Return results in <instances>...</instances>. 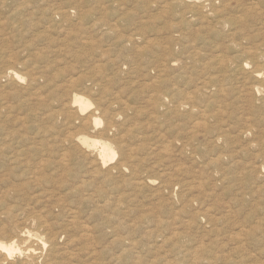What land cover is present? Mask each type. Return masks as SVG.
<instances>
[{"label": "rangeland", "instance_id": "1", "mask_svg": "<svg viewBox=\"0 0 264 264\" xmlns=\"http://www.w3.org/2000/svg\"><path fill=\"white\" fill-rule=\"evenodd\" d=\"M189 1L0 0V240L31 231L63 248L87 226L82 251L98 254L79 264H153L233 248L240 224L264 229V85L251 74L264 66V0L190 13ZM171 85L192 108L174 112ZM73 94L91 102L82 115ZM78 134L112 142L107 166L125 169L102 174ZM102 205L108 216L91 214ZM253 249L262 258L247 264H263Z\"/></svg>", "mask_w": 264, "mask_h": 264}, {"label": "bare ground", "instance_id": "2", "mask_svg": "<svg viewBox=\"0 0 264 264\" xmlns=\"http://www.w3.org/2000/svg\"><path fill=\"white\" fill-rule=\"evenodd\" d=\"M180 1L181 2H185L187 0H180ZM190 1H192V2H190ZM190 1H189L190 3H188V5H187V7L189 9V13H190V11H195V10H199V9L202 10L208 4L213 2V0H202L201 3H198L200 0H198V2H196L195 0H190ZM196 13H197V11H196ZM202 15H204V12H203ZM192 17H193V15H192ZM193 18H195V16ZM196 18H198V17H196ZM220 18H218L217 20H219ZM199 19H200V17H199ZM187 20L188 19H186V21ZM222 22H226V21L222 20ZM191 23H192V20H191ZM258 64H259V62H258ZM260 64H263V63H260ZM181 66H184V65H181ZM259 66L260 65H256L253 69H251V74H252L253 79L258 81L263 86L264 85V66H260V67ZM184 69H186V68H184ZM197 70H200V69H197ZM184 72L189 73V71L185 70V71H183V73L180 72L179 75L181 73L184 74ZM190 72H192V71H190ZM199 73H201V72H198L197 74H199ZM195 74H196V72H195ZM211 74H207V76L208 75L211 76ZM215 74H214V76H215ZM179 75H178V77H179ZM186 75H188V74H186ZM196 76L199 78L201 75H199V76L196 75ZM2 77L8 78L10 81L14 80L15 82L16 81L19 82V80L22 79V77L17 72H15V70L12 67L6 68L4 70V75ZM206 78L209 79V77H206ZM178 79L179 78H177V80ZM181 79H182V77H181ZM204 80H205V78H204ZM10 81L7 80V82H10ZM184 82H185V80H184ZM215 84H217V83H215ZM175 85L174 86L171 85L172 86L171 88L174 87L173 89H171V88L170 89H166V90H169L168 92H170L173 95V97L177 99V100L175 99L176 100V105L172 104V106H174L173 108H175L174 112H176V111L180 112L181 109H185L186 107H188L189 109L192 108L193 106L190 103V101H187L188 100L187 96H189L188 95L189 93L188 94L185 93L187 96L181 94V92L179 91L178 87H175ZM214 86L215 85H213L212 87H214ZM253 86L256 88L255 85H253ZM262 86H261V88H262ZM2 87H4V86H2ZM6 87H8V86H6ZM222 87H224V86L222 85L221 88ZM251 88H252V86H251ZM257 88H260V87H257ZM253 92H254V90H253ZM198 93H199V91H198ZM198 93H195V94H198ZM200 93H201V91H200ZM1 94L3 95V93H1ZM202 94H203V97H204V95L206 93L205 94L202 93ZM209 94H211V93L209 92ZM180 95H183V96H186V97H182L181 98ZM192 95L193 94L191 93L190 97ZM197 98H198V96H197ZM2 101H3V99H2ZM263 102H264V99H263ZM90 105H91V102L88 99H86L83 96H81V95L73 94L72 97H71L70 108L73 109L74 112H76L79 115L80 114L81 115L84 114V112L88 109V107ZM167 107L169 108V106H167ZM186 111H183V112H186ZM186 113L189 116L188 112H186ZM191 113H192V111H191ZM187 115H186V117H187ZM91 116L94 117V114L92 113ZM201 121L203 122V120H201ZM93 122L96 125V124L100 123V120L98 118H95L93 120ZM199 122H197V123H199ZM197 123H195V124H197ZM201 123H200V125H201ZM107 130H108V127L106 126L105 132ZM245 133H247V132L245 131ZM90 139L92 140L94 138L90 137ZM69 141H76V143H79L78 146L80 147L81 151L86 156L88 154L89 155H95V157H96L95 161L101 168L107 166L109 161L114 159L116 154L118 153L116 147L112 144V142H109L108 140L107 141L106 140L105 141H103V140L99 141L97 139V140L90 141L88 139V137L79 136V134H78V135H75V136H71ZM72 164L74 165V168H75V165H76V160L75 159H73ZM124 166H125L124 164H120V165L116 164V165L111 166L109 168L107 166V170L105 168V170H102L101 173L102 174H104V173L109 174V172L112 169H116V170L117 169H119V170L125 169ZM77 167H78V165H77ZM77 170H79V168ZM91 171H92V168L88 167V169H86L84 171L82 170V173H90ZM99 194H102V191H100ZM106 202L107 201H105L104 203H106ZM70 213L71 214H75V210L70 211ZM92 213H94L95 215L104 216L105 213L107 214V209H106V207H104L102 205L100 208L93 209L91 211V214ZM107 216H108V214H107ZM108 222H109V220H108ZM233 227L234 226L232 225L231 229ZM250 227L251 228H249V230H246V232H245V229H244L245 225H243V224H240L237 227L233 228V229L237 228L235 230V232H232L233 236H235V239H234L235 241H234V244H233V248H228V247H225L224 245H221L220 247H218L217 251L211 252V251L207 250V247L205 246L204 254L202 253L200 255L199 252L194 251V252L188 254L187 256H185L183 254H181L182 256L181 255H173V259H170V260L169 259H164V260L163 259L162 260L158 259L153 264H247V262L250 261L253 257L262 258V255H260V254L256 255V252H255L254 255L250 256V251L253 252V250H254L253 246L257 247L258 249H261V247H264V229L263 228H259V227H252V226H250ZM260 227H262V226H260ZM220 229L221 228H216L215 227V229H213L212 231H218L219 232ZM77 232L80 233V238L71 240V242L69 244H65L63 246V248L60 247L61 248V250H60V248H59L60 245L59 246L57 245L58 244V237L57 236L48 237V238L43 239L42 237H39L36 234L33 235L31 231H19L17 234H14V236H17L19 238L20 243L17 240H15L13 238H10V237L7 238L8 240H10L9 242L0 240V264H15V262H16V264H37V262H39V261H41L42 264H79L80 263L79 262L80 253H82L85 256V258H84L85 261L90 262V260H93L94 256H96L98 254V253H95L96 250H95L94 246H91L92 244L90 245L89 248L86 249V252L82 251V249L84 248L83 247V244H84L83 237L84 236L85 237L91 236V235H88L90 230L88 229L87 226H83V227L78 228ZM15 233H16V231H15ZM224 234H225V232H224ZM256 234L260 236V241H258L257 243L255 241V240H257L256 239ZM33 236H36L38 239H35V238L32 239L31 237H33ZM103 239L105 241L106 235H104ZM245 239H250L251 240V244L253 246H249L247 248L245 246V243H244ZM221 242H217V240L216 241H210L207 244V246L210 245V244H215V245L218 246ZM227 250H234V256L232 254H230V253H227L228 252ZM261 251L264 252V248L261 249ZM103 253H104V256H106V252L103 251ZM15 254L17 255V257L19 259L18 260L15 259V261H14L13 257L15 256ZM167 258H169V257H167ZM104 259L106 260L105 257H104ZM92 262L93 261H91V263ZM262 263L264 264V261H262ZM104 264H107V262L104 263Z\"/></svg>", "mask_w": 264, "mask_h": 264}]
</instances>
